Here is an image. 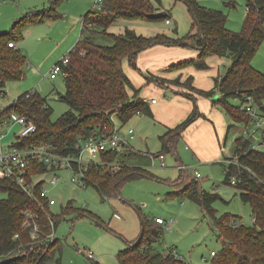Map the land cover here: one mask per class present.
Segmentation results:
<instances>
[{"label": "trees", "instance_id": "16d2710c", "mask_svg": "<svg viewBox=\"0 0 264 264\" xmlns=\"http://www.w3.org/2000/svg\"><path fill=\"white\" fill-rule=\"evenodd\" d=\"M63 0H49V5L41 9H31V22L61 17L57 7ZM187 6L195 32H187L181 37H169L160 33L144 37L126 28L123 33L107 32V28L118 18L158 21L170 18L168 11L163 18L148 17L157 12L161 0H103L99 9L86 12L82 18V37L73 47L67 64V75L64 77L65 93L60 99L70 108L61 114L56 121H51V107L46 99L35 90H28L17 96L0 115L12 113L25 116L36 126L29 135L18 138L17 146H28L47 143L54 146L57 152L76 154L80 142L88 138L93 131L109 133L114 127L113 115L126 122L136 111L148 113L146 105L139 100L131 101L128 89L133 85L124 73L122 62L128 59L136 65L137 54L157 44L172 46H192L199 50L196 58L184 61L179 65H193L197 69L208 68L207 57L216 55L228 57L231 62L222 75L214 78V87L210 90L196 89L204 97H211L218 91L219 104L233 123L246 124L250 118L246 111L233 105L230 99L237 98L244 102L250 96L253 103L261 106L264 100V71L253 67L251 61L259 46L264 41V0H245L246 14L239 31L226 27L227 14L222 10L200 5L196 0H180ZM234 6L233 0L225 2ZM24 15V17L26 16ZM24 24L16 22L10 32L0 33V88L7 81L19 80L24 76L26 57L15 47L8 46L21 39ZM99 34L109 43L100 44L85 33ZM16 45V43H15ZM191 84V78L185 82ZM3 92V91H1ZM136 94V90L134 91ZM194 110L175 127L168 128L159 136L160 151L151 153L152 157L175 152V145L184 129L198 117ZM233 126L229 124L230 128ZM234 150L231 158H237L238 164L227 162L223 182L238 190L239 198L247 203L252 211V224L246 225L231 214L217 216L212 206L219 195L214 191L202 189L194 172H188L182 164L176 181L174 195L184 197L197 203L202 212L209 217L210 226L221 243L215 252L213 264H264V151L250 149L251 139L243 135L234 139ZM130 148L114 150L102 156L107 161H117V170L104 169L101 165H90L85 171L86 186L92 185L102 199L119 195L120 187L128 180L138 178H155L149 168L133 163L138 156ZM43 165H33L34 172H43ZM235 177V184L231 179ZM178 183H184L180 187ZM35 187V197L26 193L15 181L0 177V264H45L60 252V240L49 242L45 237L47 229L37 238H32L28 228L22 227V209L31 207L39 214V222L45 224L50 215L55 226L61 216L91 215L79 208L70 200L62 207L60 215L47 208V199ZM179 187V188H178ZM173 193V192H171ZM50 214H49V213ZM235 220L237 224L232 225ZM165 228L154 219L142 217L137 237L125 244L116 254L117 264H187L182 257L172 252L171 247L160 248L158 243ZM17 234V236H16ZM160 248V249H159ZM59 257L57 261H59ZM89 259V258H88Z\"/></svg>", "mask_w": 264, "mask_h": 264}, {"label": "rangeland", "instance_id": "374dc122", "mask_svg": "<svg viewBox=\"0 0 264 264\" xmlns=\"http://www.w3.org/2000/svg\"><path fill=\"white\" fill-rule=\"evenodd\" d=\"M175 1L176 4H185L180 0H174L168 6L171 24L166 27L170 29L178 27L179 30L186 31L184 28L186 18L176 22L172 19ZM196 1L204 7L219 9L226 13V27L229 30L241 29L246 14L245 0H233L234 6L226 4L228 0ZM93 4L92 0H63L57 7L61 17L31 22L30 15L26 14L31 9L47 7L49 0H0V33L10 32L16 22L24 24L21 39L15 42V49L26 57L24 76L19 80L7 81L5 87L0 88V113L18 95L28 90L38 91L46 99V103L52 109L51 121H56L61 114L69 110L70 106L60 99V95L65 93L63 76L57 74L55 78H50L49 72L52 66L79 40L81 17L86 12L94 10ZM188 14L190 20L185 33L195 31L190 13ZM164 21L156 22H161L163 25ZM84 36H91L100 44L109 43L99 34L86 32ZM74 39V44L66 49L68 42ZM215 58L221 57L215 56ZM227 59L229 60L228 57H222L219 65L211 66L218 68L220 73H224L230 63ZM214 63L216 64L215 60ZM251 63L257 70L264 71V41ZM230 102L233 105L241 103L237 98L230 99ZM262 105L264 106V100ZM253 106L257 113L264 112L260 105L253 103ZM222 115L224 130L220 133L219 143L223 147V155L217 159L202 162L201 157L198 159L194 156L185 141L179 139L175 145V152L163 154L164 166L160 165L157 157L153 158L149 171L155 178L128 180L120 187L119 195L116 197L102 199L92 185L82 186L78 181H71L72 174L67 170L56 172L55 185L49 183L54 172L47 171L36 175L35 180L43 181L42 188L46 189L47 197L55 201L50 205L53 213L60 215L62 207L71 200L75 206L91 214L90 216L75 214L61 216L62 219L55 231L56 237L60 240L61 251L46 264H117V252L139 234L140 219L142 217L152 219L156 216L168 223L167 227L164 226V233L158 243L160 248H175L187 264H213V258L209 254L211 251L217 252L221 243L210 226L209 217L202 212L197 203L174 195L176 186L172 183L176 181L180 173L178 164L187 166L188 172L192 174L196 169L200 174L197 178L199 186L216 192L220 197L212 204L217 216L227 213L237 216L241 223L252 224L250 205L240 200L238 190L223 182L225 166L233 154V139L244 130V124L233 123L224 112ZM8 117L9 115H0L4 133L1 143L4 147L17 143L22 127ZM121 122L118 116H114L113 123L121 133L129 128L134 131V139L129 142L134 149L160 151L159 136L163 132L160 123L146 114H134L125 124L122 125ZM229 124L233 126L228 128ZM225 126L228 131L225 130ZM255 136L256 134L252 140L254 144L258 140ZM183 184L178 183V186ZM4 195L0 193V197ZM86 252H91L93 258L88 259ZM60 254L61 260L58 262L57 258Z\"/></svg>", "mask_w": 264, "mask_h": 264}, {"label": "crops", "instance_id": "0c3cea01", "mask_svg": "<svg viewBox=\"0 0 264 264\" xmlns=\"http://www.w3.org/2000/svg\"><path fill=\"white\" fill-rule=\"evenodd\" d=\"M173 1L174 0H161V7H159L160 9H158V11H162L163 9H166L165 11H167L168 6H170ZM184 5L182 3L176 4L175 1V8L172 9V19H175L176 22L182 18H186V25L184 24V28H186L185 30L187 31L190 17L187 6ZM82 18L83 16L80 20L78 39H81L82 37ZM170 24L171 23L167 24L166 21H164V24L162 25L161 22L158 23L156 21L118 18L107 28V32L119 34L123 33L124 30L128 28L135 31L136 34L144 37H152L160 33L166 34L169 37H181L186 34V31H183V29L179 30L178 27L174 29L166 27ZM194 32L195 31H192V33ZM74 41L75 39L69 41L66 45V49L70 48V46L74 44ZM198 54L199 50L192 46L157 44L140 51L136 56L135 66H132L128 59H124L122 67L134 88V90L128 89L131 101L136 99L146 105L148 113L141 111V113L137 115L146 114L160 123L163 130L162 134L165 133L168 128L175 127L183 121L194 110V108L202 113V116L198 117L184 129L180 139L185 141L186 146L191 150L194 156L197 158L201 157V161L204 162L213 158L217 159L223 155V147L220 146L219 142L221 136L220 133L224 130L222 115V112L224 111L217 105V103H215V100L219 97L217 90L211 97L201 96L200 94H197L195 90L212 89L214 87V78L223 73H220L218 68L215 69L211 66L219 65L221 61L222 57L214 59L216 55L207 57L206 61L208 68L206 69H197L193 65H179L184 61L196 58ZM214 60L216 64H213ZM229 60L227 59V62H229ZM188 78H191L190 85L185 83ZM135 90L136 94L134 92ZM214 97L216 98L214 99ZM151 99H156V101L152 103ZM114 116L116 115H113V118ZM126 122L121 123L123 125ZM228 128L225 126V130ZM242 133L243 131L237 136L243 135ZM129 142L126 144L125 148H130L139 154L138 156L133 157V163L150 168L149 165H151L152 162L151 153L154 152L149 150H136ZM185 168L188 167L185 166ZM192 168H194V166H192ZM195 171L197 170L195 169L193 172ZM154 218L155 217L152 219ZM173 249L177 253L176 249ZM179 256L181 257V255ZM60 260L61 254L59 257V261Z\"/></svg>", "mask_w": 264, "mask_h": 264}, {"label": "built area", "instance_id": "2783aa9c", "mask_svg": "<svg viewBox=\"0 0 264 264\" xmlns=\"http://www.w3.org/2000/svg\"><path fill=\"white\" fill-rule=\"evenodd\" d=\"M93 3L94 9H99L103 0H93ZM165 21L167 24L171 22L170 19H166ZM8 46L15 47L16 45L13 41H10L8 42ZM72 51L73 48L52 66L49 72L50 78H55L57 74H61L63 78L67 75L65 68L67 67ZM155 101L156 99H151L152 103ZM251 102L252 98L250 96H245L244 102L239 103V109L246 111L250 118L249 122L244 125L243 136L251 139V143L249 144L250 149L264 151V112L257 113L253 106V102ZM140 113V110L136 111V114ZM8 119L21 124L22 127L19 131L18 138L25 137L36 129L35 124L29 121L25 116L12 113ZM2 129L0 123V177L9 178L15 181L32 197H35V187L39 184V192L46 197V206L49 210L50 205L54 204L55 201L54 199L47 197L46 189L42 188L43 181L35 180L36 175L47 171L54 172V175L49 179V183L55 185L57 182L56 172L67 170L72 174L71 181H78L80 185L86 186L85 171L87 168L90 165L98 164L104 169H119L121 166L119 162L107 161L103 159L102 156L110 151L122 149L134 138V131L131 128L127 129L124 133H121L114 124L112 131L109 133H100L97 130L93 131L88 138L80 142L78 152L72 155L57 152L54 149V146L47 143H37L23 147L11 144L4 147L1 143L4 137ZM255 134V138H258L256 144L252 141ZM153 158L154 157H152V160ZM157 158L160 161V165L164 166V155L160 154ZM228 162L238 164L237 158L229 160ZM34 164L43 165L45 170L43 172H34ZM194 174L195 176L200 175L197 171H195ZM236 180L237 179L233 177L231 183L235 184ZM20 214L23 217L22 227L29 229L32 238H37L40 233L44 232V228L47 229L45 237L50 243L57 238L55 233L56 226L50 215L47 216V222L41 224L39 222L38 212L34 211L31 207L22 209ZM154 220L160 223L163 227L168 226V223L161 217H155ZM231 224L235 225L237 223L235 220H232ZM172 252L177 256L174 249H172ZM209 255L213 258L215 251H211ZM86 257L93 258V255L91 252H86Z\"/></svg>", "mask_w": 264, "mask_h": 264}, {"label": "water", "instance_id": "95a60500", "mask_svg": "<svg viewBox=\"0 0 264 264\" xmlns=\"http://www.w3.org/2000/svg\"><path fill=\"white\" fill-rule=\"evenodd\" d=\"M165 15H166V12L158 11V12L149 13L148 17H151V18H163V17H165ZM215 98L216 97H214V99Z\"/></svg>", "mask_w": 264, "mask_h": 264}]
</instances>
